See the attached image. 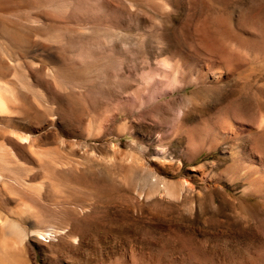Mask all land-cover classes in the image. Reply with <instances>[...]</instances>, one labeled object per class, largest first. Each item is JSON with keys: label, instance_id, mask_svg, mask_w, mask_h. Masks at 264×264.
Returning <instances> with one entry per match:
<instances>
[{"label": "rangeland", "instance_id": "374dc122", "mask_svg": "<svg viewBox=\"0 0 264 264\" xmlns=\"http://www.w3.org/2000/svg\"><path fill=\"white\" fill-rule=\"evenodd\" d=\"M0 101V264H264V0H0Z\"/></svg>", "mask_w": 264, "mask_h": 264}, {"label": "bare ground", "instance_id": "6f19581e", "mask_svg": "<svg viewBox=\"0 0 264 264\" xmlns=\"http://www.w3.org/2000/svg\"><path fill=\"white\" fill-rule=\"evenodd\" d=\"M2 106V103H1V101H0V107ZM0 223H1V221H0ZM3 223V222H2Z\"/></svg>", "mask_w": 264, "mask_h": 264}]
</instances>
